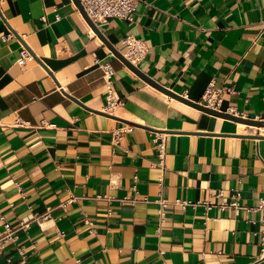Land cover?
Here are the masks:
<instances>
[{
    "label": "crops",
    "instance_id": "obj_1",
    "mask_svg": "<svg viewBox=\"0 0 264 264\" xmlns=\"http://www.w3.org/2000/svg\"><path fill=\"white\" fill-rule=\"evenodd\" d=\"M136 9L95 29L75 0H0V231L2 217L17 228L49 214L17 232L0 264H264L251 210L264 196L263 126H232L174 96L199 102L215 85L223 110L264 120V0ZM129 35L148 46L140 73L117 54ZM23 47L34 58L21 66ZM104 64L122 102L112 112ZM161 177L170 201L192 202L171 203L162 222ZM237 192L238 211L202 203Z\"/></svg>",
    "mask_w": 264,
    "mask_h": 264
},
{
    "label": "built area",
    "instance_id": "obj_2",
    "mask_svg": "<svg viewBox=\"0 0 264 264\" xmlns=\"http://www.w3.org/2000/svg\"><path fill=\"white\" fill-rule=\"evenodd\" d=\"M83 10L89 17V19L94 23L98 24L104 20H107L109 18H117V19H125V20H133L134 14L137 11V5L139 0H79ZM13 34L10 33L9 35L5 36L6 38L12 36ZM124 43L127 46L126 51L122 52L123 56L131 62L133 65L138 67V63L145 57V55L148 52V46H146L145 41L142 38L135 37L133 35H129L124 38ZM34 58V55L31 53V51L23 47L20 51V57L18 59V64L21 66H24L26 62L30 59ZM104 76L107 80V83L109 84L110 88L107 92V104L104 108L105 112H112L115 107L120 105L122 102H120L119 99H117L112 90H111V82H112V76L114 74V70L111 65L104 64ZM235 90L232 88L227 89V92L233 94ZM224 90L222 88L216 87L215 85H209L207 89L205 90L201 101L199 103L203 104L204 106L212 109V110H219L224 111L230 114H236V111L234 110H223L222 105L224 99L222 98V93ZM243 116V115H241ZM120 131H115V139L120 137ZM153 141L158 146V157H160L159 166H162L165 168V154H166V141L167 138L165 137L164 133L155 134L153 136ZM164 177H161V191L159 192V196L154 200V202L158 205L157 212L159 213V216L161 218V222L165 219L167 215V208L171 203L181 205L182 208H185L187 205L191 204L192 202L188 200H176L174 202L170 201L163 193H162V187H163V181ZM221 195V193L219 194ZM241 197V193L237 192L235 199L232 201H224L220 202L219 204L215 205L211 200H205L203 201V205L205 206L206 210L210 209L213 206H218L221 209H228L232 208L235 211H238V209L241 208V204L239 202ZM74 197L72 196L69 198V200L65 203H63L61 206H66L70 202L74 201ZM145 202H149L150 200L146 197L143 199ZM195 205V204H193ZM251 210H258L262 214V224L264 228V196L259 199V202L254 208H251ZM49 216L48 212L39 215L34 214L31 218H25L21 220L19 226L17 228H13L5 219L2 217V222L4 224V228L2 231H0V250H3L6 248V245L10 241H14L17 238V232L20 229H25L29 227L31 221H41L46 219ZM260 247H261V253L260 258L264 259V229L261 231L260 234ZM22 254L24 255V252L22 251Z\"/></svg>",
    "mask_w": 264,
    "mask_h": 264
},
{
    "label": "water",
    "instance_id": "obj_3",
    "mask_svg": "<svg viewBox=\"0 0 264 264\" xmlns=\"http://www.w3.org/2000/svg\"><path fill=\"white\" fill-rule=\"evenodd\" d=\"M79 10L82 11V13H84L85 17L87 18V20L89 21V23L91 24V26L93 28L96 29V24H94L90 19L89 17L87 16V14L85 13V11L83 10L79 0H75ZM116 51V50H115ZM118 56L123 60V62L126 64V65H129L131 68H133L134 70H136L137 72L140 73L139 69L137 66L133 65L131 62H129L124 56L122 53H119L117 52ZM146 77V76H145ZM149 78H147L148 80ZM148 81H151V80H148ZM151 83H154V82H151ZM157 85V84H156ZM160 86V85H159ZM163 88L164 90H166V92L170 93V94H174V93H171V91L167 90L166 88L164 87H161ZM174 96L176 97H179L181 100H184L185 102L189 103L190 105L194 106V107H198L210 114H213V115H218V116H221V117H224V118H229L231 120H236V121H239V122H242V123H246L248 125H257V126H264V120L262 119H255V118H248V117H244V116H241V115H236V114H230V113H227V112H224V111H219V110H212L206 106H204L203 104L199 103V102H194L188 98H184L182 96H179L178 94Z\"/></svg>",
    "mask_w": 264,
    "mask_h": 264
},
{
    "label": "bare ground",
    "instance_id": "obj_4",
    "mask_svg": "<svg viewBox=\"0 0 264 264\" xmlns=\"http://www.w3.org/2000/svg\"><path fill=\"white\" fill-rule=\"evenodd\" d=\"M225 121H226L228 124L232 125V126H234V125H239V127H242V128L247 127V124H245V123H241V122H238V121H235V120L233 121V120H231V119H229V118H225ZM259 130H260V129H259ZM261 130L264 131V126L261 127Z\"/></svg>",
    "mask_w": 264,
    "mask_h": 264
}]
</instances>
